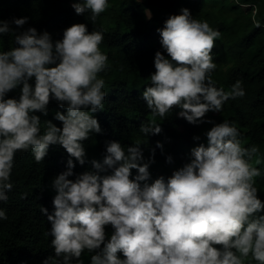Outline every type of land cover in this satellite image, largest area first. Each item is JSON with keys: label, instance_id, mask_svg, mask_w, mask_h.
I'll return each instance as SVG.
<instances>
[{"label": "clouds", "instance_id": "clouds-1", "mask_svg": "<svg viewBox=\"0 0 264 264\" xmlns=\"http://www.w3.org/2000/svg\"><path fill=\"white\" fill-rule=\"evenodd\" d=\"M71 7L77 15L89 13L94 24L110 4L74 0ZM28 19H0V48L4 36L14 43L0 50V202H7L13 188L17 152L30 151L39 164L51 145L66 151L67 168L50 185L53 211L40 209L54 250L42 264H83L85 252L92 253L90 264H264V200L255 186L262 174L251 163L260 149L242 146L231 122L205 120L227 100L246 94L240 80L225 91L212 79L220 32L187 8L170 15L156 30L163 52L155 53V71L142 92L152 115L140 125L142 134H159L156 117L163 121L178 108L189 124L211 125L206 145L191 148L188 162L169 176L152 179L154 150L145 161L139 143L125 148L108 141L103 160L75 174L73 159L86 162L83 141L102 131L93 114L104 110L105 80L99 74L110 68L100 50L104 34L74 23L53 41L47 31L25 29ZM16 90L18 96L9 97ZM52 101L63 110L54 114L61 126L45 120L42 134L41 116L48 115ZM7 218L0 208V220Z\"/></svg>", "mask_w": 264, "mask_h": 264}, {"label": "trees", "instance_id": "trees-1", "mask_svg": "<svg viewBox=\"0 0 264 264\" xmlns=\"http://www.w3.org/2000/svg\"><path fill=\"white\" fill-rule=\"evenodd\" d=\"M73 2L0 0V19L28 17L25 29L34 27L38 32L47 31L53 41L61 39L63 30L74 23H84L89 32L95 30L104 34L100 50L107 54L110 68L99 74V78L105 80L104 110L93 114L102 131L91 133L89 139L83 141L86 162L80 165L73 159V172L92 170L90 161L103 160L106 142L118 141L125 148L139 143L145 161L154 150V163L149 166L151 178L167 177L188 162L191 148L207 144L204 133L211 125L189 124L177 115L178 108L163 121L156 117L162 129L159 134L145 136L139 131L140 125L152 118L142 92L150 85L149 76L155 71V53L163 52L156 30L163 27L170 15L187 8L195 19L207 21L220 32L212 52L217 65L211 74L215 86L229 91L240 80L246 93L227 100L221 112L207 113L205 120L231 122L240 133L242 146L255 145L260 149L251 163L261 171L255 186L260 199L264 200V0H109L110 7L94 24L88 20L89 13H75L71 7ZM13 46V37L4 36L0 50ZM15 96L18 90L9 93V97ZM48 110L47 116H41L42 134L45 120L61 126L54 114L63 110L55 101L50 102ZM194 136H199L200 140H193ZM157 142L162 148L156 147ZM169 156L172 163L166 162ZM68 159L59 145H51L48 155L39 164L30 151L16 153L11 174L13 188L7 193V202H0V208L8 217L0 220V264H42L48 257H54L51 237L47 235L50 225L40 209L53 211L54 193L48 191V186L57 174L66 170ZM257 159L261 161L259 165L255 163ZM135 174L133 170V176ZM91 255L88 252L82 255L83 264H90Z\"/></svg>", "mask_w": 264, "mask_h": 264}, {"label": "rangeland", "instance_id": "rangeland-1", "mask_svg": "<svg viewBox=\"0 0 264 264\" xmlns=\"http://www.w3.org/2000/svg\"><path fill=\"white\" fill-rule=\"evenodd\" d=\"M50 185H51V183H50L49 186H48V191L51 192V193H54V191L52 190V188H51ZM54 194H55V193H54Z\"/></svg>", "mask_w": 264, "mask_h": 264}]
</instances>
